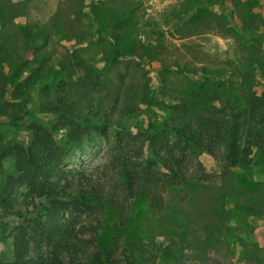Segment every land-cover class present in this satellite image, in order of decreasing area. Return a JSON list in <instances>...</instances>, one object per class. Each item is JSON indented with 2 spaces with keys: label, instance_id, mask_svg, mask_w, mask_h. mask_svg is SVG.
<instances>
[{
  "label": "rangeland",
  "instance_id": "rangeland-1",
  "mask_svg": "<svg viewBox=\"0 0 264 264\" xmlns=\"http://www.w3.org/2000/svg\"><path fill=\"white\" fill-rule=\"evenodd\" d=\"M30 49L33 70L17 75L16 84L32 73L56 72L63 85H50V99L68 92L85 120L87 136L69 146L61 167L73 176V195L96 199L62 214L75 223V264L99 251L116 264H264V138L246 158L230 156L217 140L212 155L187 151L184 180L159 181L151 199L125 192L108 144L95 131L111 121V135L133 157L152 114L160 126L181 103L190 113L207 112L212 127L238 117L252 133L259 130L264 0H0V84L15 71L14 57L20 61ZM35 92L40 98L46 89ZM38 100L28 106L44 119ZM253 104L258 113L250 123ZM5 122L0 115L3 138L25 144L26 129ZM255 142L245 133L240 150ZM4 162L5 173L13 174V160ZM46 206L28 200V216L45 218ZM14 224L11 217L0 223V262L11 260Z\"/></svg>",
  "mask_w": 264,
  "mask_h": 264
},
{
  "label": "trees",
  "instance_id": "trees-1",
  "mask_svg": "<svg viewBox=\"0 0 264 264\" xmlns=\"http://www.w3.org/2000/svg\"><path fill=\"white\" fill-rule=\"evenodd\" d=\"M219 5L223 6L221 2ZM31 49L20 61L14 57L15 71L0 84V115L5 117V125L14 130L22 127L29 135L25 144H18L5 140L0 133V223L4 217H11L15 221L11 228V260L0 264H75L76 260L71 256L78 246L75 223L71 216L64 219L62 214L68 212L72 215L74 210L87 207L85 203L96 199L73 195V176L70 171L63 172L61 167L69 146L81 145L83 136H87L85 120L80 118V108L68 92H58L57 97L50 99V85H63V81H56L53 77L56 72L43 78L40 73H32L22 85L16 84L14 78H18L17 75L33 70L29 63ZM114 54L118 55L117 52ZM72 61H75L74 55ZM41 64L44 70L49 67L45 59ZM40 88L46 89V92H40L38 98L35 90ZM34 98L36 101L39 99L38 105L46 110L47 116L43 120L38 119L28 106V102ZM253 105L250 116L246 117L250 123L256 122L258 113L257 106ZM184 106L182 103L173 106L160 126L154 125L155 115L152 114L142 134L143 144L135 148L137 155L133 157L128 155L125 148L128 144L125 142V146L121 145L122 141L111 135V121L104 119L100 126H95V131L108 144L110 158L121 177L125 192L145 193L153 199L159 181L173 183L184 180V153L187 151L194 152L201 148L212 155L213 141L217 140L215 142L224 144L230 156L246 158L251 154V148L258 146L264 138V121L263 126L254 133L248 128L250 124L241 126L238 117V120L229 123L226 120L217 122L212 127L211 119L205 116L207 112L193 114ZM180 107L183 111L181 120L178 117ZM87 109H93V105L89 104ZM245 133L256 140L248 144L250 150H240L239 142ZM60 135L67 137L68 142L59 139ZM7 158L14 162L13 174L5 173L4 161ZM34 198L46 202L47 206L42 210L45 218L28 216V200ZM129 234L131 240L128 248L133 249L135 240L131 231ZM116 263L117 259L112 254L99 251L91 254L85 264Z\"/></svg>",
  "mask_w": 264,
  "mask_h": 264
}]
</instances>
